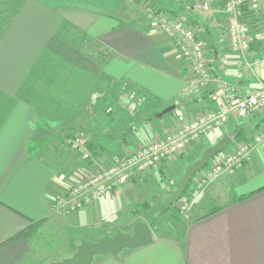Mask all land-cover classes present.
<instances>
[{"label": "crops", "instance_id": "0c3cea01", "mask_svg": "<svg viewBox=\"0 0 264 264\" xmlns=\"http://www.w3.org/2000/svg\"><path fill=\"white\" fill-rule=\"evenodd\" d=\"M209 1L210 13L201 16L196 5L179 3L196 19L197 35L205 34L212 47L210 75L203 80L155 20L136 13L135 0H0V264H33L27 240L17 233L66 213L75 228L101 238L117 229L129 232L127 225L140 219L148 224L136 214L145 201L160 200L159 194L152 201L150 178L162 174L164 190L174 191L207 146L236 127L246 128V138L264 127V119L258 124L264 111L246 117L233 113L187 153L135 173L126 185L76 211L53 201L102 161L215 108L209 94L216 85L231 84L245 95L264 84V68L245 65L264 51V0L259 15L244 7L251 27L245 53L229 48L219 0ZM132 88L149 99L156 116L140 118L123 141L117 133L131 117L124 99L116 101V91ZM106 103L115 107L105 109ZM169 105H174L169 115H157ZM78 132L93 154L85 161L67 143ZM242 140L232 138L225 150ZM108 151L114 157L104 158ZM205 170L195 172L183 196L186 211L169 213L170 222L157 231L150 228L149 244L124 249L117 257L97 255L90 264H264V147L253 145L241 169L196 189Z\"/></svg>", "mask_w": 264, "mask_h": 264}, {"label": "built area", "instance_id": "2783aa9c", "mask_svg": "<svg viewBox=\"0 0 264 264\" xmlns=\"http://www.w3.org/2000/svg\"><path fill=\"white\" fill-rule=\"evenodd\" d=\"M199 2L202 10L210 8L209 0ZM218 4L226 13L222 29L229 48L245 53L249 49L251 27L250 21L244 16V7L248 13L259 15L262 12L260 0H219ZM155 26L173 40L175 47L187 60L190 70L201 75L203 80H207L210 75V60L207 48L198 37L195 28L187 21L167 14L158 15ZM220 62L222 66L225 58L222 57ZM245 65L248 69L254 66L264 68V51L252 61H245ZM209 97L218 103L215 108L181 120L165 132L155 135L151 141L136 146L122 157L107 163L102 161L82 179L70 184L64 193L54 196V203L57 206L68 205L69 210L80 209L115 188L126 185L135 173L148 171L173 156L188 152L199 138L221 127L231 114L246 117L255 116L264 111V84L254 92L242 95L233 85L222 82L212 89ZM67 143L78 153L81 160L85 161L93 157L87 147L85 136L75 135L67 139ZM253 145L264 147V127L253 131L247 140L241 141L236 147L230 150L224 149L210 158L205 166L204 174L195 183V188H202L205 183L223 173L233 174L241 169ZM186 207L187 202L181 206V208Z\"/></svg>", "mask_w": 264, "mask_h": 264}, {"label": "rangeland", "instance_id": "374dc122", "mask_svg": "<svg viewBox=\"0 0 264 264\" xmlns=\"http://www.w3.org/2000/svg\"><path fill=\"white\" fill-rule=\"evenodd\" d=\"M199 1L200 0H135V3L137 4L136 5V7H137L136 13L140 16L141 15L145 16L147 19H154L155 20L156 17L158 16V14L157 15L155 14L156 10L161 9V11L159 12V15H161V14H166L164 10L170 11V8H172L176 12L169 13L167 15H169L171 17L175 16V18L181 19L183 21H189L190 24H193L196 27L195 30H196V32H198L200 30V27H199L196 19L193 18V15L191 13L186 11V8H184V11H183L181 9L182 6H181V4L179 5V3L181 2V3H185L186 5H189V4H192L194 6L196 5V10H195L196 13L195 14L198 16L207 15L208 13H210L211 7L208 10H202L200 7ZM177 5H178V7H177ZM225 17H226V13L222 12L220 14V18H221L220 22H221L222 27H223V22H224ZM221 31L223 32V29ZM204 35H201L200 38H201V41L203 42L204 46L207 48V54L209 57V54L212 52V47L210 45V41H209L208 37H205ZM222 35L224 36L223 38H225V41L227 42L224 32ZM180 55H181V53H180ZM185 61H187V60L185 59ZM197 76L200 79H202L201 75H197ZM128 90H130V93H125V94L116 91V97H115L116 101H120L121 99H124L126 106H128V109L127 108L126 109H127V111H129V116L131 117L129 119V121L126 122L122 126V130L120 132L118 131L117 135H119V137H121V133H123V132L127 133L128 130L131 131L133 129V126L135 125V123H137L140 118L146 119L150 115H152L153 112H155L154 110H156V108H152L150 106L149 99H143L142 98L143 95L141 92H139L133 88H132V90L131 89H128ZM103 92H105V91H103ZM100 94L101 93L99 92V96H100ZM123 94H124V97L122 96ZM115 99H114V101H115ZM101 101H102V99H101ZM105 106H106L105 109H108L110 107H115V104L111 103L110 107H108L109 104L106 103ZM166 114L169 115V112H167ZM258 114H260V113H258ZM79 132L77 133V135H83L82 134L83 132H81V133H79ZM245 140H247V138ZM242 141H244V140H242ZM119 145H117V147ZM112 154H113V152H112ZM110 155H111V152L108 151L106 153V155H104L105 156L104 158L109 159V158L114 157V156L110 157ZM105 162L107 163L109 161H105ZM166 182L167 181H164L162 174L156 175V179L150 178L149 186L152 188L150 191V194H153V200L152 201H154V199H157V196L159 194L160 195L158 197V200L159 199L160 200L156 203H153V204H150V201H148V200H147L148 202L145 201L147 203L146 204L147 206L146 207L143 206V203H142L139 206V208H142L143 211H140L139 214L137 212V214H136V216L144 218L148 222L149 226H151L150 228L154 229V231L159 230V228L161 227L162 224H164V223L168 224L170 222L169 213L183 214L186 211V208H181V206H184L185 203L188 201L184 197H181L178 200L173 202L171 212L167 211L166 200H167L168 196L173 191H169V193H168L164 190V186H165ZM156 186L162 187L161 191H158ZM147 189H148V187H147ZM173 207H179L177 212H175V210H173L174 209ZM69 211H76V210H69ZM67 216H70L69 213H66L64 216L62 215L61 217L56 218L54 220L45 222L44 224H42L38 228V230L34 234V238L32 239V241H33L32 245H30V243H28L30 250H31L30 254H31V259L33 260V262H32L33 264H44V263L49 262V261L59 260V259H62V258H65V257L72 255V253L76 249L77 244L80 241L85 240L83 238H90V239H92V238L97 239L99 237L101 238V234L97 235L96 237H95V235L94 236L85 235L84 230L75 228L73 226V222L71 221V219L69 220L67 218ZM127 230L129 232L132 231V225L130 223H129V225H127ZM117 231H119V230L117 229L116 232Z\"/></svg>", "mask_w": 264, "mask_h": 264}, {"label": "water", "instance_id": "95a60500", "mask_svg": "<svg viewBox=\"0 0 264 264\" xmlns=\"http://www.w3.org/2000/svg\"><path fill=\"white\" fill-rule=\"evenodd\" d=\"M173 108L174 105H169L158 112L157 115L161 116ZM231 142L232 137L229 134H224L215 143L207 146L201 155L186 167L184 173L177 181L174 191L168 196L166 203L178 198L191 181L195 172L205 167L210 158L216 153L223 151ZM152 239L153 234L149 225L142 220H138L134 223L131 232L117 231L112 236H106L96 241L83 240L77 244L72 255L44 264H90L97 255L110 254L117 257L122 250L147 245Z\"/></svg>", "mask_w": 264, "mask_h": 264}, {"label": "trees", "instance_id": "16d2710c", "mask_svg": "<svg viewBox=\"0 0 264 264\" xmlns=\"http://www.w3.org/2000/svg\"><path fill=\"white\" fill-rule=\"evenodd\" d=\"M161 11V9H158L155 11V14L159 15V12ZM166 14H169V13H174L176 12L174 9L170 8V11H167V10H164ZM156 116V113H154L152 115V117ZM151 118V117H150ZM264 119V117L258 122V124ZM257 124V126H258ZM125 135L126 133L123 132L121 133V137L120 139H122L124 141L125 139ZM230 136L232 138H240V139H246V128L244 126H239V127H236L235 129H233V131L230 133ZM89 146V144L87 145ZM218 154V153H216ZM191 182V181H190ZM189 182V184H190ZM189 184L186 186L185 190L183 191V193L176 199H174L173 201H170L167 203L166 205V209L167 211H171V208L173 206V202L178 200L179 198L183 197L185 194H186V191H187V188L189 186ZM136 213V212H134ZM43 224V222H35V223H32L31 225H29L28 227H26L25 229H23L22 231H20L19 233H17V236H22L24 237L28 243H30V245H32L33 241L32 239L34 238V234L36 233V231L38 230V228ZM13 238V237H11Z\"/></svg>", "mask_w": 264, "mask_h": 264}]
</instances>
